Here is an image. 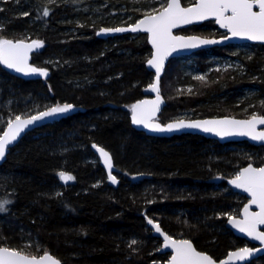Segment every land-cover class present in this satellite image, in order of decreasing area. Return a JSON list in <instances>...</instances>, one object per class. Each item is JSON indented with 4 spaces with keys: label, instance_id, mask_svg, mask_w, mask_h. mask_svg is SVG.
Wrapping results in <instances>:
<instances>
[{
    "label": "trees",
    "instance_id": "trees-1",
    "mask_svg": "<svg viewBox=\"0 0 264 264\" xmlns=\"http://www.w3.org/2000/svg\"><path fill=\"white\" fill-rule=\"evenodd\" d=\"M3 5L0 38L22 40L29 34L30 40L43 41L31 63L48 74L24 78L0 64V136L17 115L57 104L82 109L27 134L0 165V201H11L0 211V246L19 249L30 239L62 264L164 263L169 255L160 252L149 219L216 261L247 245L226 228L232 210L246 203L228 183L249 164L262 167L264 147L221 144L196 134L157 138L132 126L131 106L153 80L146 68L152 52L147 35L102 39L97 32L134 23L144 15L134 10L136 3L4 0ZM190 32L220 33L213 22L176 33ZM235 48L172 59L161 79L167 105L157 120L166 124L185 114L247 118L254 111L264 116V45H250L252 54L239 57L243 74L214 72L207 81L183 76L181 59L193 57L205 68L210 55L225 56ZM182 79L193 84L191 92H178ZM248 97L256 104L246 113ZM93 143L112 153L121 171L118 187L105 181L100 165L87 162ZM60 171L74 179L66 184ZM249 264H264V256Z\"/></svg>",
    "mask_w": 264,
    "mask_h": 264
},
{
    "label": "snow or ice",
    "instance_id": "snow-or-ice-1",
    "mask_svg": "<svg viewBox=\"0 0 264 264\" xmlns=\"http://www.w3.org/2000/svg\"><path fill=\"white\" fill-rule=\"evenodd\" d=\"M258 8V11H254ZM26 15V14H25ZM49 15L48 9H44L43 16ZM214 18L220 27L227 29L233 37L246 38L248 40L264 41V0H198L194 6L182 7L181 0H165L162 10L154 9L151 13H145L144 19L138 21L130 28L101 29V32H124V31H144L150 34V41L155 53L147 63L155 69L157 83L150 85L155 92L156 99L152 101H140L131 106L132 123L143 125L145 128L155 132H170L180 128H201L205 132L215 131L217 135H247L253 140L264 141V132H256L257 124H264V117L253 115L249 120H220L185 123L183 120L170 123L162 127L159 123H152V117L159 110L161 97L159 95L158 81L163 68V62L168 55L176 51L177 48H192L198 44L217 43L215 40H198L196 37L188 38L174 36L172 29L182 25L191 24L197 21ZM99 34V33H98ZM43 46L42 41H31L25 43L23 40L13 42L9 39L0 38V64L6 65L17 72L39 73L47 75L42 69H37L28 65V53L33 49ZM203 80V77H196ZM189 91H191L189 89ZM150 106V107H149ZM73 105L57 104L54 107L32 115L27 118L15 116L14 120L8 121L7 131L0 136V159H3L6 147L15 141L24 129L34 122L41 121L46 117L56 114L67 113L72 110ZM210 125H230L227 129L218 130ZM104 159L105 165L111 169V157L102 148L93 145ZM60 179L68 182L74 179L71 175L63 171L58 173ZM109 179L116 183V177L109 171ZM236 188H241L251 196L250 204H255L259 212H250L249 206L244 208V218L242 220L228 217V222L246 235L259 240L264 244V232L257 231V225L264 224V167L255 168L249 165L240 171L234 179L229 181ZM11 201H0V211L6 210V205ZM148 223L153 226L156 232L164 237V247L171 248L173 255L170 264H213L207 255L195 250L189 240H175L162 232L158 224L151 219ZM132 243H136L135 240ZM131 246V245H130ZM251 253V249L242 248L239 251L230 253L231 257L239 260L245 259ZM0 264H59V261L45 252L41 256L27 255L23 250L0 247Z\"/></svg>",
    "mask_w": 264,
    "mask_h": 264
},
{
    "label": "water",
    "instance_id": "water-1",
    "mask_svg": "<svg viewBox=\"0 0 264 264\" xmlns=\"http://www.w3.org/2000/svg\"><path fill=\"white\" fill-rule=\"evenodd\" d=\"M197 2H198V0H196L195 3H197ZM194 4L185 6L182 3V0H181V6L182 7H191V6H194ZM254 11H258V8H254ZM142 19H144V16H142L141 18L136 20L134 23H131V24H128V25H121V26H117V27L101 28V29L130 28L131 26L135 25L138 21H140ZM206 22H214L215 26H217V28L221 32L225 33V35L221 36V37H204V36H201V35H184V34L176 33L179 30L186 29V28H189V27H192V26H196V25H202V24H204ZM101 29L98 30L97 37L102 38V39H107V38H110V37H117V36H121V35H125V34H132V35L146 34L147 35L148 44H149V46L151 48V51H152L151 52V56H150L149 59L152 58L153 54L156 51L155 48H153L152 43L150 41V34L147 33V32H144V31H136V32H132V31L101 32ZM172 34L174 36L184 37L186 40L188 38H191V37H196V38H198V40H215V41H218V42L217 43H209V44H198L196 47H192V48H177L176 51L172 52L170 55H168L166 57V59L163 62V68H162V71L160 73V77H159V81H158V88H159V95L161 97V103L159 104V110L155 112V114L152 117L151 122L152 123H159L162 127H166L170 123H175V122L181 121V120H183L185 123H191V122H202V121H206V120L207 121H220V120L241 121V120H249V119H251V117H249V118H237V117H232V116H222V117L213 116V117L196 118V119H177V120L170 121V122H168L166 124H162L161 122H159L157 120L159 115L162 113L163 109L167 105V101L164 98V96L162 95L161 79H162V77H163V75L165 73L166 68L169 65V62L172 59L180 58V57H184V56H190V55H193V54H195L197 52H200V51L210 50V49H213V48H216V47H226V46H229V45H240V44L264 45V41H255V40H248L246 38L233 37L231 35V33L227 31V29L220 27V25L215 22L214 18H209L207 20L197 21V22H193L191 24H186V25H182V26L177 27V28H173L172 29ZM12 41L16 42L14 40H12ZM17 41H20V40H17ZM24 42L25 43H30L31 41H24ZM40 51H41V47L33 49L32 51H30L28 53V65L29 66L32 67V64H31L32 56L34 54L39 53ZM3 66L7 70H9L11 73H13L15 75H19V76L24 77V78H34V77H42L43 76V75H40L39 73H29V74L25 75L23 72H17L14 69L8 68L6 65H3ZM146 68H147L148 71L153 73V80H152V83L150 85H152L154 83H157L155 69L152 68L147 62H146ZM150 85L144 90V95H145L144 98L139 100V101H137V102H135L134 104H137L140 101H145V100L152 101V100L156 99V95L157 94L151 90ZM52 107H54V106H52ZM47 109H49V108H47ZM47 109H45L43 111H46ZM80 109H82V108L73 106L72 110H70L67 113L56 114V115H54L52 117H46L45 119H43L41 121L34 122L32 125L27 126L24 129V131L20 133V135L17 137V139L15 141H13V142H11L10 144L7 145L4 158L0 159V165H2L5 162V160L7 158V155L10 153L11 149L14 148L22 140V138L25 137L27 134L32 133L35 130H37V129H39V128L47 125V124H51V123L57 122L59 120H62L64 118H67L69 116H72L73 114H75ZM36 114H33V115H36ZM30 116H32V115H30ZM30 116H26V117L21 116V118L23 119V118H27V117H30ZM257 117H264V116H257ZM12 120H14V119H12ZM131 123H132V113H131ZM132 126L136 130L146 133L148 136L157 137V138L158 137L159 138H161V137L170 138V137H173L175 135H182V134H196V135H200L202 137H205L207 139L218 141L221 144L247 142V143L255 145V146H263L264 147V141H262V140H253L250 136H247V135H235L234 134V135H223L222 136V135H217L215 131L205 132L201 128H180V129H176V130H173V131H170V132H155V131H151L148 128H145L143 125H136V124L132 123ZM210 127H215L218 130H220V129L231 128V127H234V126H230V125H210ZM7 128H8V125L6 126L4 131H7ZM256 132H264V124H257L256 125ZM3 133H2V135H3ZM93 145H96L97 147H100L104 151L109 153V155L111 157V169L110 170L105 165L104 159L100 156V153L96 150V148L93 147ZM91 151H92L93 154H95L98 157V159L100 161V166L104 170V172H105V174H106V176L108 178V184L113 186V187H118V185L120 183V179H118L117 175L120 174L121 171L116 167L112 153L110 151H108L107 149H105L103 146L98 145L97 143H93L91 145ZM249 165H251L252 167H255V168H259V167H256V166L252 165V164H249ZM249 165L241 168L240 171H242L244 168L248 167ZM262 167H264V165ZM109 171H111V174L116 177V181H117L116 183H112V181L109 179ZM234 178H232V179H234ZM69 182L70 181L65 182V183L69 184ZM228 185H229V187L231 188V190L233 192L238 193V194H240V195H242V196L247 198V202L245 203L244 207L242 208V210L240 212V215L237 216V217H233V219L242 220L244 218V208H245V206H249V211L250 212H259V208L255 204H250V201H251L252 198L249 195V193L245 192L241 188H236L234 185H232L230 183H228ZM152 221H153V223L158 224L160 226L162 232L165 233L166 235L170 236L171 238H173L175 240H181V239H178V238H175V237L171 236L169 233L164 231V229L162 228V226L158 222H156L154 220H152ZM148 225L153 230V233H152L153 236L161 241V250H160V252L163 253V254H169V258H168V260L166 262H164V263L158 262V263H155V264H170L171 256L173 255L172 249L171 248H165L164 247V237L162 235H160V233L156 232V230L153 228V226L151 224L148 223ZM226 228L228 230H230L235 236L241 238L242 240H244L245 242H247L249 244L246 247H242V248L251 249V253L245 259L239 260L236 257H231L230 258V253H233V252H236V251H239L240 249H242V248H238V249L230 251L226 255L225 258H223V259H221L219 261H216L209 254H207L205 252H202V251H199L195 247L194 243L191 240H189V241L192 243V245H193V247L195 248L196 251H198V252L210 257L212 259V261H213V264H249L250 262L258 260V259H260L261 257L264 256V244H262L259 240L254 239V238L246 235L245 233L240 232L238 230V228H234L228 222V220H227V223H226ZM257 231L258 232H264V224L257 225ZM186 240H188V239H186ZM0 247H3V246H0ZM47 253L50 254L51 257H53L55 260L59 261V264H62L61 261L57 257H55L51 252H47ZM39 256H41V255H39Z\"/></svg>",
    "mask_w": 264,
    "mask_h": 264
},
{
    "label": "rangeland",
    "instance_id": "rangeland-1",
    "mask_svg": "<svg viewBox=\"0 0 264 264\" xmlns=\"http://www.w3.org/2000/svg\"><path fill=\"white\" fill-rule=\"evenodd\" d=\"M131 1L136 3L134 10L142 11L143 14L151 13L153 12L154 9L161 10L163 9L164 4H165V0H131ZM3 2L4 0H0V11H2L4 7ZM195 2L196 0H188L186 1L185 6L192 5ZM131 16H133V14H131ZM203 29L207 30L210 34L216 32L215 30H211L209 26H205ZM187 35H198V34L190 32V33H187ZM204 36L208 37L207 35H204ZM215 36L218 37L219 34L213 35L212 37H215ZM9 40H13V39H9ZM22 40L30 41V35L25 34ZM33 41H41V40L36 39ZM43 47H44V43L41 48ZM251 54H252V49L250 48V45H239L235 49L227 51V54H225V56L210 55V57H208L207 60L205 61V64H204L205 68H203L199 64V62H197V60L193 57L187 58V59L186 58L181 59L180 68H181V71L183 72V76L189 77L192 80H200V79H196V77H203L204 78L203 81H207L208 79H210V76L213 75L214 72L224 73L226 71H234L238 75H240V74H243L244 65L242 63L241 58L239 57H244L246 55L249 56ZM32 67L37 68L34 65H32ZM37 69H40V68H37ZM44 71L47 73L46 70ZM177 86H178L177 88L178 92L188 93L194 89L193 84H191L189 81L184 80V79H182L181 83H179ZM189 89L191 91H189ZM248 99H249L248 102L250 104L246 105L243 108L244 112L246 111V113L250 110L251 107L254 106V104H256L255 103L256 101L254 99H252L251 101V97H248ZM257 104L261 105L260 103H257ZM258 114H259L258 111H254V112L249 113V115H246V117L249 118V117H252L253 115L258 116ZM23 117H26V116H23ZM192 117H193L192 115L185 114V115L179 116L177 119H192ZM86 160L93 166L97 164L100 165V161L95 154L86 155ZM117 177L119 179L120 176L117 175ZM105 181L108 182L107 176L105 178ZM102 184H103V181L101 179L100 180L98 179L97 185L102 186ZM242 208L238 209L235 207L232 210L233 213L230 216L235 217L239 215ZM19 245H20L19 249H16V250H23V252L27 255H30L28 252H33V253L42 252V254L45 252L41 244H39L38 242H34L30 239L20 242Z\"/></svg>",
    "mask_w": 264,
    "mask_h": 264
},
{
    "label": "flooded vegetation",
    "instance_id": "flooded-vegetation-1",
    "mask_svg": "<svg viewBox=\"0 0 264 264\" xmlns=\"http://www.w3.org/2000/svg\"><path fill=\"white\" fill-rule=\"evenodd\" d=\"M214 23V22H213ZM205 24V23H204ZM203 25V24H202ZM220 36H224V33L223 32H220L219 33V36L218 37H220ZM240 45H245V44H240ZM234 46H239V45H234ZM246 200H247V198H246ZM247 202V201H246ZM237 216H239V215H237ZM247 245H249V244H247Z\"/></svg>",
    "mask_w": 264,
    "mask_h": 264
},
{
    "label": "bare ground",
    "instance_id": "bare-ground-1",
    "mask_svg": "<svg viewBox=\"0 0 264 264\" xmlns=\"http://www.w3.org/2000/svg\"><path fill=\"white\" fill-rule=\"evenodd\" d=\"M104 28H111V27H104Z\"/></svg>",
    "mask_w": 264,
    "mask_h": 264
}]
</instances>
